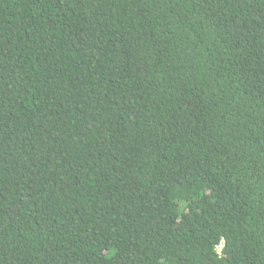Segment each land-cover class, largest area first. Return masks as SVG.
Wrapping results in <instances>:
<instances>
[{
    "label": "trees",
    "instance_id": "obj_1",
    "mask_svg": "<svg viewBox=\"0 0 264 264\" xmlns=\"http://www.w3.org/2000/svg\"><path fill=\"white\" fill-rule=\"evenodd\" d=\"M0 264H264V0H0Z\"/></svg>",
    "mask_w": 264,
    "mask_h": 264
}]
</instances>
